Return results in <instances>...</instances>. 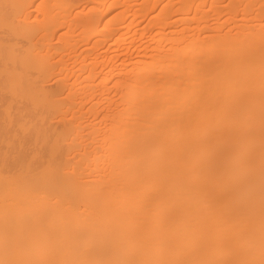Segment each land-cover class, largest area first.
<instances>
[{"label":"bare ground","instance_id":"6f19581e","mask_svg":"<svg viewBox=\"0 0 264 264\" xmlns=\"http://www.w3.org/2000/svg\"><path fill=\"white\" fill-rule=\"evenodd\" d=\"M236 28L139 63L103 134L42 86L62 127L0 149V264H264V25Z\"/></svg>","mask_w":264,"mask_h":264},{"label":"rangeland","instance_id":"374dc122","mask_svg":"<svg viewBox=\"0 0 264 264\" xmlns=\"http://www.w3.org/2000/svg\"><path fill=\"white\" fill-rule=\"evenodd\" d=\"M185 1L190 0H0V133L6 128L11 136L0 139V149L11 155L4 169L12 168L22 148L27 158H47L31 129L53 136L62 127L40 96L42 86L62 91L57 99L76 107L84 125L103 134L119 107L123 82L139 63L170 52L177 43L171 38L189 30L203 39L235 33L245 18L264 25L262 0H204L202 14L186 13L187 24L177 20ZM250 1L254 10L247 13ZM166 5L172 9L165 11ZM17 75L32 82L22 83ZM91 131L86 129L87 139Z\"/></svg>","mask_w":264,"mask_h":264}]
</instances>
